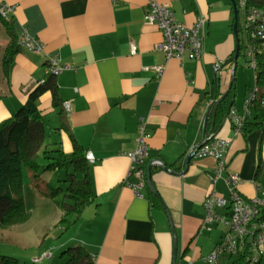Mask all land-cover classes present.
Masks as SVG:
<instances>
[{
	"label": "crops",
	"instance_id": "crops-1",
	"mask_svg": "<svg viewBox=\"0 0 264 264\" xmlns=\"http://www.w3.org/2000/svg\"><path fill=\"white\" fill-rule=\"evenodd\" d=\"M6 1L15 6L10 21L16 33L27 28L44 41L45 48L35 53L20 46L8 76L2 66L0 121L27 101L29 92L48 74L49 54L57 53L62 63L75 68L56 77L62 102L70 103L64 115L77 140L95 156L91 163L94 201L69 226L74 234L60 248L71 241L83 244L95 264H173L176 242V264L187 259L189 264L206 261L221 234L218 225L211 231L203 226L204 199L213 190L228 197L229 189L223 178L213 182L215 158L193 156L186 164L193 149L212 135L231 138L224 176L238 173V190L248 198L264 200V123L236 134L225 108L216 127L214 100L209 94L218 78L221 97L233 86L231 107L242 110L248 93L238 100L235 85L227 88L226 84L230 71L236 70L234 62H227L236 49L232 1L161 0L171 4L179 21L192 25L199 16L208 19L202 56L183 61H167L156 48L164 36L144 19L148 0ZM0 21L3 59L11 36ZM131 43L136 44L135 53ZM218 61L223 65L217 73ZM159 64L166 65L160 77L153 69H145ZM39 104L46 134L49 117L56 115L61 148L71 152L73 142L59 129L61 116L53 106L52 93L46 92ZM257 113L258 107L252 108L247 121L255 122ZM142 122L150 133L146 170L153 158L162 159L168 167L152 166L151 180L162 207L150 201L148 183L142 195L129 185L138 179L129 177L127 152L135 148ZM46 251L53 253L49 247Z\"/></svg>",
	"mask_w": 264,
	"mask_h": 264
},
{
	"label": "built area",
	"instance_id": "built-area-1",
	"mask_svg": "<svg viewBox=\"0 0 264 264\" xmlns=\"http://www.w3.org/2000/svg\"><path fill=\"white\" fill-rule=\"evenodd\" d=\"M238 1L245 11L247 29L250 34V43L247 46L248 57H250V65L255 72L256 85L248 91L242 110L236 107L229 109L227 117L236 134L243 131L252 108L264 107V74L261 72V62L264 63V8H248L246 0ZM14 12V5L6 0L0 2V19L11 20ZM144 19L162 31L163 40L157 44L156 48L164 52L167 61L173 58L183 61L186 57L199 59L202 56L207 33L208 19L206 16H199L194 24L189 25L175 17L169 2L148 0ZM18 39L20 46L25 49L35 53L44 51V41L34 37L27 28L20 31ZM131 50L133 53L137 51L135 43H131ZM222 65L223 61L215 63L214 69L217 73L221 71ZM165 66V64H159L145 69H153L160 77ZM68 69L75 68L71 64L62 63L59 54H49L48 74L58 76ZM64 108L70 111L68 101L64 102ZM149 137L150 133L146 123L142 122L137 144L135 148L127 152L131 160L129 177L134 176L138 179V182H129V185L140 195H142L141 189L148 183L146 163L150 158ZM230 145L231 138L212 135L201 147L194 148L192 151L194 156H210L217 160L215 175L212 177L213 182L223 178L229 189L228 197L213 190L204 199L203 226L208 231L213 230L218 224L227 228L222 240L206 256L205 260L210 264H216L220 255L227 252L235 257L247 256L250 264H264V200L261 196L248 198L238 190L241 180L238 173L228 172L227 176H224V172L228 171L227 153ZM87 158L91 163L95 161L92 152H87ZM151 161L153 165L162 167V159L153 158ZM51 256L52 253L46 251L34 261L43 262Z\"/></svg>",
	"mask_w": 264,
	"mask_h": 264
},
{
	"label": "trees",
	"instance_id": "trees-1",
	"mask_svg": "<svg viewBox=\"0 0 264 264\" xmlns=\"http://www.w3.org/2000/svg\"><path fill=\"white\" fill-rule=\"evenodd\" d=\"M247 7L264 8V0H246ZM239 17L238 31L240 25V4L236 0ZM233 6V3H232ZM234 9V6H233ZM10 33L11 40L8 42L2 66L4 73L8 76L14 57L20 50L19 35L16 33L13 23L10 20H3ZM240 37V49L238 58L243 53L245 45ZM235 53L228 58L227 62H234L237 68L238 59L235 61ZM262 74H264V63ZM55 75L47 74L43 82L34 87L28 95L27 101L8 119L0 121V228L25 223L30 212L27 210L23 195V167L26 166L34 173L35 177L40 174L42 166L39 162L40 151L46 139V127L44 113L40 108L39 101L46 92H51L53 96V106L58 110L60 118L59 129L67 132L73 142V150L66 153L61 147L49 149L45 146L43 154L50 162L42 170L53 171L64 169L67 183L64 190L62 187L52 188L49 195L54 197L57 193H63V199H55L57 207L63 212L59 224H68V227L79 219L85 208L90 205L95 198L94 184L91 175V162L87 158V150L74 136L68 118L64 115V103L62 102ZM234 84V82H233ZM210 98L214 100L213 110H216V127L221 122L225 108H231V99L234 96L232 86L224 97H221L220 83L217 78L212 83L209 91ZM222 116V117H221ZM264 123V107H258L255 122H246L244 131H250ZM149 188V185H148ZM149 199L155 205L162 207V202L156 194L149 189ZM63 255L64 264H95V259L86 246L74 244L67 246ZM0 264H19L15 257L0 253ZM230 264H250L247 256L235 257Z\"/></svg>",
	"mask_w": 264,
	"mask_h": 264
},
{
	"label": "rangeland",
	"instance_id": "rangeland-1",
	"mask_svg": "<svg viewBox=\"0 0 264 264\" xmlns=\"http://www.w3.org/2000/svg\"><path fill=\"white\" fill-rule=\"evenodd\" d=\"M230 1V0H229ZM240 25L241 31L239 37L243 38L242 43L245 45L243 53L238 58V66L235 71H230L227 78V88L234 82L236 98L244 100L248 88H253L256 85V76L254 69L250 65V57H248V45L250 43V34L247 29L245 11L240 10ZM4 27L0 21V79L2 78V53L4 50ZM23 105V104H22ZM21 105V106H22ZM19 106V108L21 107ZM18 108V109H19ZM17 109V110H18ZM58 117L52 115L47 121L48 133L43 148L40 151L39 162L42 169L50 160L43 154L45 146L49 149H57L61 147V135L55 129ZM49 127L53 129L50 131ZM38 172V177L26 166L23 167L24 189L23 195L27 210L30 212L29 219L19 225H13L5 228H0V253L15 257L19 260V264H64L65 258L63 255L64 249L60 248V244L74 234V229H70L68 224H59L58 219H61V210L57 207L55 199H63V193L59 192L52 197L50 192L55 187L66 188L67 183L63 180L66 178V171L59 170H42ZM59 219V220H60ZM218 232L221 234V239L226 232V226L218 224ZM71 245L77 244L71 241ZM53 252V257L46 258L43 262L36 263L34 260L44 253V249L48 248ZM235 256L224 252L220 255L216 264H226L234 260ZM190 259H187L183 264H189ZM178 264H181L180 261ZM195 264H210L200 260Z\"/></svg>",
	"mask_w": 264,
	"mask_h": 264
},
{
	"label": "water",
	"instance_id": "water-1",
	"mask_svg": "<svg viewBox=\"0 0 264 264\" xmlns=\"http://www.w3.org/2000/svg\"><path fill=\"white\" fill-rule=\"evenodd\" d=\"M232 3H233V6H234V25H233V33H234V36H235V40H236V53H235V61H237L238 59V52H239V49H240V37H239V31H238V17H239V9H238V6H237V3H236V0H231ZM216 112V110H215ZM203 144L197 146L196 148H199L201 147ZM194 156V153H190L187 157V160H186V164L188 165L190 160L193 158ZM152 166H153V162L151 161L149 167H148V170H147V177H148V184H149V187L151 188L152 192L154 194H156L158 197L159 196V193L157 192L156 188L154 187L153 183H152V180H151V176H152ZM162 167L165 169V170H168V167L167 165L163 162L162 164ZM177 263V244L175 242V246H174V256H173V264H176Z\"/></svg>",
	"mask_w": 264,
	"mask_h": 264
}]
</instances>
